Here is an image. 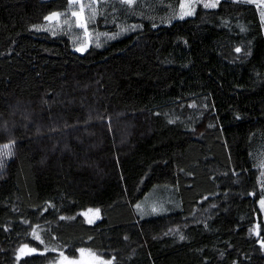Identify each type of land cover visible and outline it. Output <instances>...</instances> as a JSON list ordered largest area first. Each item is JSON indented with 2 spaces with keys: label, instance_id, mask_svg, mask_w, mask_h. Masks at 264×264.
<instances>
[{
  "label": "trees",
  "instance_id": "16d2710c",
  "mask_svg": "<svg viewBox=\"0 0 264 264\" xmlns=\"http://www.w3.org/2000/svg\"><path fill=\"white\" fill-rule=\"evenodd\" d=\"M180 2L96 0L97 29H142L82 56L30 29L68 0H0V264H44L54 249L107 264H264L257 7L220 0L174 20ZM166 190L178 211L135 213ZM89 209L95 223L79 215Z\"/></svg>",
  "mask_w": 264,
  "mask_h": 264
},
{
  "label": "rangeland",
  "instance_id": "374dc122",
  "mask_svg": "<svg viewBox=\"0 0 264 264\" xmlns=\"http://www.w3.org/2000/svg\"><path fill=\"white\" fill-rule=\"evenodd\" d=\"M220 0H181L174 20H182L193 17L198 7L215 9ZM254 4L262 23L264 31V0H237ZM205 5H209L205 7ZM211 5H215L214 7ZM75 13V15H74ZM96 0H68L65 10L55 11L49 14L44 22L33 25L30 29L36 32H45L53 37H67L72 49L79 55L94 54L109 46L112 42L120 40L142 29L138 22L120 21L116 29L102 31L96 27ZM259 183L264 192V171L260 172ZM172 191L154 193L155 197L147 196L146 199L134 206V211L139 217H156L170 212L178 211L179 204ZM166 199V200H165ZM258 205L261 209L264 224V196L260 197ZM89 223H95L100 219V213L96 210H84L79 213ZM41 241L40 236H35ZM30 253L46 254L47 249L30 247ZM56 252H55V251ZM56 253L44 264H107L112 257L91 250H79L75 256H68L60 249H54Z\"/></svg>",
  "mask_w": 264,
  "mask_h": 264
},
{
  "label": "snow or ice",
  "instance_id": "6c2138e0",
  "mask_svg": "<svg viewBox=\"0 0 264 264\" xmlns=\"http://www.w3.org/2000/svg\"><path fill=\"white\" fill-rule=\"evenodd\" d=\"M122 2L131 5L134 2V0H122ZM208 6L209 5H205V7H208ZM211 6L214 7L215 5H211ZM74 15H75V13H74ZM237 51H239V49H237ZM5 147H7V146H5ZM181 239H183V237H181Z\"/></svg>",
  "mask_w": 264,
  "mask_h": 264
}]
</instances>
